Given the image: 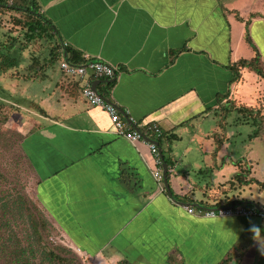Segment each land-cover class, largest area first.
Segmentation results:
<instances>
[{
    "label": "crops",
    "instance_id": "0c3cea01",
    "mask_svg": "<svg viewBox=\"0 0 264 264\" xmlns=\"http://www.w3.org/2000/svg\"><path fill=\"white\" fill-rule=\"evenodd\" d=\"M36 1L64 47L120 70L105 97L123 117L135 126L155 123L179 137L170 152L165 136L160 144L171 162L174 201L164 182L161 187L153 177L149 148L119 137L107 113L83 99V85L101 81L91 79V72L84 81L48 75L55 83L48 94L51 108L39 105L48 123H38L39 129L24 138V150L37 179L38 200L62 231L85 253L116 259V264H170L169 257L185 264H218L230 251L242 252L232 264H264V220L206 218L186 210L232 206L235 200L264 208L254 195L257 185L228 189L240 161L252 166L251 178L264 183L256 177L259 159L238 148L245 142L239 141L243 134L234 125L235 114L227 141L213 157L217 98L229 95L225 101L256 106L255 99L246 101L253 91L246 87L250 82L264 93V80L248 70L231 83L228 67L257 52L264 66V0ZM74 83L79 89L71 91L68 85ZM260 89L255 94L260 96ZM184 141L185 148L176 152ZM197 146L202 159L192 157V151L199 153Z\"/></svg>",
    "mask_w": 264,
    "mask_h": 264
},
{
    "label": "rangeland",
    "instance_id": "374dc122",
    "mask_svg": "<svg viewBox=\"0 0 264 264\" xmlns=\"http://www.w3.org/2000/svg\"><path fill=\"white\" fill-rule=\"evenodd\" d=\"M17 18H20V15L13 11H0V41L10 42L14 38L17 40L16 45L19 46L21 44L22 46L21 42H23L25 47L22 52L23 54H20V51H14V55L18 60V67L0 75V198L1 196H6L7 198L11 196V200L13 197V200L17 201L19 200V195H22L25 204L24 206L20 204L19 210L15 211V216H7L5 218L10 219L7 225L0 226V264H12V258L10 257L11 250L26 248L25 246H28L29 243L33 245L35 250H42L41 246H45L48 251L60 255L62 258H73L80 264H116L114 262L116 259L114 261L109 259L105 261L102 257H93L89 253H85V250L79 248L80 246L77 241H73L72 238L62 231L61 227L42 207L38 200L36 191L37 179L24 150V143L26 141L24 138L31 132L39 129L38 123L41 126L44 122L48 123L46 122L48 120L42 117L43 113L39 110V105H42V108L45 110L51 108L52 99L48 94L52 93L55 89V83L50 79L43 81L36 74L30 77L28 72H26V68L30 66L33 57L49 60L54 43H51L49 39H42L36 42L26 41L24 35L26 28L16 24ZM47 74L55 78L63 77L64 73L60 69V62L55 65L54 69L52 67L47 69ZM251 76L252 74L247 75L246 80H251L249 78ZM255 84L254 82L246 84V87L248 86L251 90L253 89V91H249L246 101L251 103L252 99H255L256 104L261 99L263 102H260L264 104V99L261 98V95H264L262 93L263 90L260 87H253ZM258 89H260V96L258 93L255 94V91ZM259 104L257 103L258 106ZM236 118L241 123H245L246 121L240 115L236 116ZM249 120L251 121V118ZM210 121L211 117L204 124L206 129L212 123ZM236 126L243 134H239L240 137H243L239 141L245 142L238 146L239 150L243 152L248 151V153L251 151L252 156L259 159L260 167L256 173V177L264 179V171H262L264 167V142L259 138L250 140L246 136L247 134H251L253 130L247 123ZM55 131L61 132V128L58 127ZM245 138H248V140ZM186 142L184 141L179 144L176 152H181L185 148ZM195 146V144L192 145L193 148ZM198 150V154L192 151V157L202 155L200 159L204 158L205 154L202 153L200 148ZM195 159L197 160L198 158ZM158 185L160 186V183ZM253 188L256 189L254 194L256 199L263 202L264 191L259 194L258 187ZM21 215L23 216L22 218L20 217ZM35 224H38L41 231V242H38L37 237L31 239V236L34 234L33 225ZM253 247L252 252L255 251L256 246L253 244ZM48 256L47 253L46 255H39V258H35L33 261L35 264H60L57 261H49Z\"/></svg>",
    "mask_w": 264,
    "mask_h": 264
},
{
    "label": "trees",
    "instance_id": "16d2710c",
    "mask_svg": "<svg viewBox=\"0 0 264 264\" xmlns=\"http://www.w3.org/2000/svg\"><path fill=\"white\" fill-rule=\"evenodd\" d=\"M0 11L7 12L13 11L20 15V18L16 19V24L26 28L24 33L25 39L28 42L38 41L42 39H49L51 43H54V48L50 53L51 58L41 60L39 57H33L30 66L26 68V72H28L29 76L37 75L40 77L41 80H46L49 76L47 74V69L55 68V65L60 62L64 56V52H67V58L69 62L73 65H83L86 64L88 61L87 59L77 50L66 46L64 47L58 39V33L56 29L53 27V24L45 19L40 13V8L36 0H0ZM248 39V38H247ZM16 39H11V41L1 42L0 41V75L8 73L12 69H16L18 67V60L14 55V51L23 52L25 47L22 43L18 46L16 45ZM249 41V39H248ZM230 71L232 72L233 79L231 83H235L241 81L242 79V71L248 70L250 72L255 73L259 76L262 80H264V66L261 62L260 54L257 52L256 56L251 60L241 59L229 66ZM120 70H117V72ZM91 79H94L93 77ZM100 80L101 83L98 85V91L102 93L104 96L108 97L109 90L113 88L114 83H110V79H96ZM69 89L78 90V84L74 83V85H68ZM82 90V88H81ZM82 95V94H81ZM229 96V95H228ZM227 95L219 96L217 98L218 102V113H217V126L219 128V133L214 135L215 137V149L213 152V157L218 154L222 146L228 139V127L230 125V118L233 114H236L238 117L239 115L241 118H245L249 126L252 127V133L249 135V139H261L264 142V104L260 101L257 102L259 104L256 106H249L245 103H241L236 100H227ZM225 101V102H224ZM224 102L223 106L221 104ZM263 102V101H262ZM213 108H208L207 111L212 110ZM258 109V111H257ZM260 115V116H259ZM259 117V120H258ZM251 118V121L249 120ZM261 118V119H260ZM238 122L235 120L234 125L245 124ZM164 136L166 137L168 151H171L172 144L179 139L177 135H168V133L164 132ZM162 139L159 140L160 144L162 145ZM166 153V152H164ZM165 158L166 164L169 166L171 164L169 159ZM240 172L236 173L231 180L228 182L231 189L233 187H245L249 185H257L261 191H264V183L260 182L256 178H251L252 175V166L248 163L242 165V161L239 162ZM225 185L220 186V188H224ZM233 186V187H232ZM20 194V193H19ZM217 194V193H216ZM19 200H11V196L8 198L6 196L0 198V226L7 225L9 222V218L5 219L7 216L13 217L15 216V211L19 210L20 204L24 206L25 201L22 199V195H19ZM174 199L177 200L178 198L174 196ZM22 202V203H21ZM233 206L240 205L241 201L235 200L232 202ZM204 208L219 206V204L208 206L201 205ZM29 211V209H27ZM30 212V211H29ZM23 217L22 215L20 216ZM4 219V220H3ZM36 223V221H34ZM34 234L31 236L37 237L38 242L42 241L41 231L39 229L38 224L33 225ZM26 248H20L19 250H11V258L12 264H35L33 259L39 258V255H43L46 253L49 255L48 260L51 262L57 261L60 264H80L73 258H62L60 255L48 251V249L44 246L42 250H35L33 245L29 243ZM39 251V252H37ZM63 251V250H62ZM240 252V251H239ZM242 252L238 255L234 254V252L230 251L227 253L225 257L218 264H232V262L238 263L242 259ZM48 261V262H49ZM170 264H185L183 260H179L176 257H169ZM119 264H129L128 261L119 262Z\"/></svg>",
    "mask_w": 264,
    "mask_h": 264
},
{
    "label": "built area",
    "instance_id": "2783aa9c",
    "mask_svg": "<svg viewBox=\"0 0 264 264\" xmlns=\"http://www.w3.org/2000/svg\"><path fill=\"white\" fill-rule=\"evenodd\" d=\"M85 58L88 61L86 64L73 65L70 62H67L63 57L60 61V69L66 77L79 81L89 79V72H91L94 79L105 78L112 80L117 76V69L113 66L104 62L91 61L88 57ZM81 94L83 99L89 105L101 108L107 113L112 128L119 137L126 139L132 144L142 142L149 148L155 162L153 177L162 187L164 181L163 160L160 157L159 147L153 142H148L146 138L159 142L160 139L164 138L163 130L155 123L135 126L133 123L127 121V119L122 116L118 107L114 103L106 102V100L103 99L105 96L99 91H95L90 82L83 85ZM186 210L189 214L199 215L206 218L258 217L264 220V213L260 212L254 206L244 204L225 207L214 206L209 208H204L203 206L199 208L187 206ZM79 251L82 252L80 249Z\"/></svg>",
    "mask_w": 264,
    "mask_h": 264
},
{
    "label": "water",
    "instance_id": "95a60500",
    "mask_svg": "<svg viewBox=\"0 0 264 264\" xmlns=\"http://www.w3.org/2000/svg\"><path fill=\"white\" fill-rule=\"evenodd\" d=\"M65 52H66V51H65ZM65 52H64V53H65ZM65 60H66L67 62H69L66 53H65ZM116 79H117V77L115 76L112 80H110V83H111V82H114ZM97 83H100V82L97 81L96 83H94V84L92 85V88H93L95 91H98V90H97V87H96ZM103 99H105L106 102H108V103H112L111 101H109V100H108L107 98H105V97H103ZM117 107H118V106H117ZM118 109H119V108H118ZM119 111H121V110L119 109ZM121 113H122V112H121ZM124 117L126 118V116H124ZM126 119H127V118H126ZM127 121H128V119H127ZM146 140H147L148 142H153V143H155V144L159 147L160 157H161V159L163 160V175H164V184H165V188H166V191H167L168 195L170 196V198H171L172 200L175 201L174 196H173V194H172V191H171V189H170L169 183H168V165H167L166 162H165L164 154L162 153V149H161V147H160V143H159L158 141H153V140H151V139H149V138H146ZM247 205L254 206V207H256L260 212L264 213V208H263L262 206H260L259 204L255 203V202H248ZM190 206H192V205H190ZM193 207H197V208H199V207H201V206H199V205H195V206H194V205H193Z\"/></svg>",
    "mask_w": 264,
    "mask_h": 264
}]
</instances>
